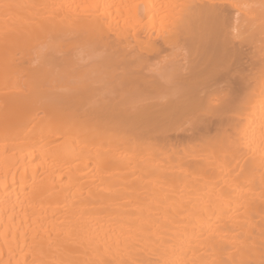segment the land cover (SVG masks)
<instances>
[{"label":"bare ground","instance_id":"bare-ground-1","mask_svg":"<svg viewBox=\"0 0 264 264\" xmlns=\"http://www.w3.org/2000/svg\"><path fill=\"white\" fill-rule=\"evenodd\" d=\"M0 264H264V0H0Z\"/></svg>","mask_w":264,"mask_h":264}]
</instances>
